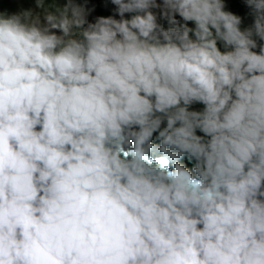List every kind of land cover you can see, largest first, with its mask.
<instances>
[{"label": "clouds", "instance_id": "clouds-1", "mask_svg": "<svg viewBox=\"0 0 264 264\" xmlns=\"http://www.w3.org/2000/svg\"><path fill=\"white\" fill-rule=\"evenodd\" d=\"M110 3L0 11V264H264V0Z\"/></svg>", "mask_w": 264, "mask_h": 264}, {"label": "trees", "instance_id": "trees-1", "mask_svg": "<svg viewBox=\"0 0 264 264\" xmlns=\"http://www.w3.org/2000/svg\"><path fill=\"white\" fill-rule=\"evenodd\" d=\"M78 2L83 3L84 0H78ZM159 2V0H158ZM35 5V0H0V11L7 10L9 12H16L23 8L33 7ZM95 5L94 11L87 17L88 22H94L96 16H109L114 14L115 6L110 3V0H87V6L91 7ZM226 10L232 11L234 14H237L241 17V28L248 26L251 23V17L248 15V9L244 4V0H225ZM127 15V14H126ZM119 18L118 16L116 17ZM178 20L180 19L178 16L176 17ZM164 27H167L166 21H160ZM191 27V22H188ZM258 43H264L259 42ZM218 47L220 44L218 42ZM223 50V49H221ZM259 51V48L256 49ZM202 105L194 104L192 105L193 109H200ZM189 168L192 167L191 163H187Z\"/></svg>", "mask_w": 264, "mask_h": 264}]
</instances>
